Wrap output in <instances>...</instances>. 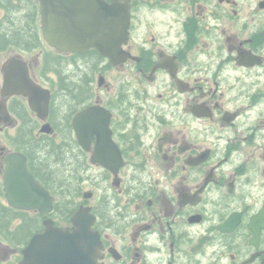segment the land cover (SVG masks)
Listing matches in <instances>:
<instances>
[{
    "label": "flooded vegetation",
    "instance_id": "flooded-vegetation-1",
    "mask_svg": "<svg viewBox=\"0 0 264 264\" xmlns=\"http://www.w3.org/2000/svg\"><path fill=\"white\" fill-rule=\"evenodd\" d=\"M128 2L125 60L91 48L60 67L67 79L80 68L77 96L66 99L41 51L26 59L31 79L50 90L46 118L28 97L3 96L8 58L0 65V264L23 260L7 219L17 235L25 215L31 240L47 220L72 230L80 207L93 230L82 244L95 253L88 264H264V0ZM48 122L53 134L41 131ZM45 134L62 146L55 160L38 152ZM14 152L54 197L49 212L9 204Z\"/></svg>",
    "mask_w": 264,
    "mask_h": 264
},
{
    "label": "water",
    "instance_id": "water-1",
    "mask_svg": "<svg viewBox=\"0 0 264 264\" xmlns=\"http://www.w3.org/2000/svg\"><path fill=\"white\" fill-rule=\"evenodd\" d=\"M45 40L63 52H82L91 47L117 64L125 60L123 45L128 40L130 4L128 0H39ZM3 96L28 97L32 110L46 118L49 114L50 91L34 82L27 63L20 55L4 64ZM3 103H0V112ZM7 120V118H5ZM76 135L82 143V112L74 119ZM41 131L51 132L46 123ZM6 193L15 208L38 209L40 213L53 208L54 197L28 169L27 156L14 152L7 156ZM73 229L62 228L47 220L46 230L36 234L22 250V264H88L94 251L82 244L92 241L93 230L88 215L80 207L72 218ZM90 264V263H89Z\"/></svg>",
    "mask_w": 264,
    "mask_h": 264
},
{
    "label": "trees",
    "instance_id": "trees-1",
    "mask_svg": "<svg viewBox=\"0 0 264 264\" xmlns=\"http://www.w3.org/2000/svg\"><path fill=\"white\" fill-rule=\"evenodd\" d=\"M0 5L6 7V13L8 14L0 21V51L9 49L10 47H19L28 51L43 47V36L39 24L40 6L38 0H0ZM18 12L21 15H19ZM11 13H13L14 16H12ZM10 17H12V19H10ZM62 57L64 56L54 54L50 50H46L43 56V58L46 59L44 65L48 68L46 72L54 71L59 78V84H61L60 87L65 90L64 95H67L66 99H68L70 96H77L82 86L79 81L72 76L67 79L68 74L62 72L60 67L64 63L71 64L75 62V60L82 59V54H70L64 57L65 60H62ZM70 78L72 80L74 79V82ZM79 109L80 106L76 105L68 110L70 114L69 116L67 114L66 118L70 127L73 116L79 111ZM51 115L54 118L56 112L51 110ZM52 134H45L39 138L40 142H44L45 144H42L41 149H39L38 152L49 155L48 160H55V156L59 154L58 151H60V148L62 147L59 146V141L54 140ZM29 135L31 136V134ZM73 175L68 176L67 179L71 181V179H74ZM63 178L62 175L58 177V179L62 181L64 180ZM72 184L74 185V182H72ZM66 186L70 185L66 183L65 185L61 184L56 187L65 188ZM22 217V229L19 231L21 233L17 234L19 237L16 235L15 231H9V223L7 219V240L14 245H19L21 247L27 244L33 232L30 220L25 215Z\"/></svg>",
    "mask_w": 264,
    "mask_h": 264
},
{
    "label": "rangeland",
    "instance_id": "rangeland-1",
    "mask_svg": "<svg viewBox=\"0 0 264 264\" xmlns=\"http://www.w3.org/2000/svg\"><path fill=\"white\" fill-rule=\"evenodd\" d=\"M11 15L14 16L13 13H11ZM19 15H21V14L19 13ZM0 17H2V18L5 17V10H2V9L0 10ZM10 19H12V17H10ZM39 21H40V16H39ZM19 53L22 54L24 56V58H26L27 60H33L37 56L36 52H31V53H27L26 54L25 52H19V51L13 50L12 48L4 49V50L0 51V65L7 58H9V57H11L13 55L19 54ZM73 64L76 66V63H73ZM75 66H72L69 69V74H71L72 77H74V78H76L78 80L79 76H80V68L79 69H75ZM34 70L37 71V68L35 67ZM110 75H111L110 76L111 78L117 76L115 72H112V74H110ZM0 84H1V78H0ZM0 99H1V97H0Z\"/></svg>",
    "mask_w": 264,
    "mask_h": 264
}]
</instances>
